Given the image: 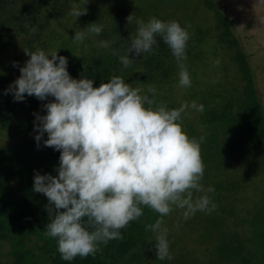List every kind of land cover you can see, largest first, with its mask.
Instances as JSON below:
<instances>
[{
  "label": "trees",
  "instance_id": "1",
  "mask_svg": "<svg viewBox=\"0 0 264 264\" xmlns=\"http://www.w3.org/2000/svg\"><path fill=\"white\" fill-rule=\"evenodd\" d=\"M110 5L84 4V0H0V46L23 35L37 39L34 51L51 46L56 37L53 46L66 57V70L73 78H90L96 87L110 75H118L142 93L154 87L156 100L168 108L181 102L202 104V111L186 107L180 124L188 137L199 140L203 136L200 183L214 189L207 195L215 208L197 210L185 218L183 209L173 206L161 216L169 253L164 259L156 258L154 233L144 227L160 214L141 206V216L120 229V239L100 243L94 254L62 260L55 238L44 235L50 219L44 207L47 198L32 190L37 172L56 175L59 150L42 143L46 133L40 142L33 138V113L44 114L42 105L54 98L39 100L24 94L23 100H13L4 90L19 70L0 73V137L8 133L5 142L0 138V264H264V103L237 24L226 17L219 0H206L217 25L213 33L200 29L188 36L184 65L190 84L180 93L176 60L158 35L150 53L133 56L129 52L133 61L128 66L120 63L118 55L125 54L129 35L135 34L136 17ZM74 7L85 9L77 16L80 29L91 22L102 26L99 34L87 33L80 46L71 39L73 35L56 33L54 28L50 34L45 32L53 21L60 25ZM128 15L132 17L129 23ZM211 37L224 48L230 63L223 65L222 79L207 85L200 71L205 66L203 42ZM101 39L111 41L109 47L98 46ZM232 65L234 79L228 74ZM252 165L255 169L250 174Z\"/></svg>",
  "mask_w": 264,
  "mask_h": 264
},
{
  "label": "clouds",
  "instance_id": "2",
  "mask_svg": "<svg viewBox=\"0 0 264 264\" xmlns=\"http://www.w3.org/2000/svg\"><path fill=\"white\" fill-rule=\"evenodd\" d=\"M83 12L84 8L69 10L75 17ZM126 21H132L131 15ZM135 24L125 54L118 55L120 63L128 66L133 61L129 52L133 56L150 53L158 35L176 60L178 84L188 86L186 29L174 19L155 16L147 20L137 17ZM101 28L91 22L75 30L71 39L82 43L87 33L99 34ZM110 44L109 40L98 41L100 47ZM23 51L28 59L4 91L10 92L13 100H23L24 94L39 100L54 98L42 105L44 114L33 113V138L40 142L46 133L42 143L59 150L56 175L37 172L32 190L47 198L44 207L50 219L44 235L55 238L60 258H82L94 254L100 243L120 239V229L141 216V206L160 214L144 227L154 233L156 258L167 257V229L161 227L160 217L173 206L183 209L185 218L197 210L215 208L207 195L214 189L200 183L199 143L203 136L199 140L188 137L180 124L186 107L202 111L203 105L192 101L168 108L156 100L154 87L142 93L118 75L93 87L90 78L69 75L66 57L58 56L57 49ZM112 54L117 55V50L112 49ZM193 191L199 195L193 196Z\"/></svg>",
  "mask_w": 264,
  "mask_h": 264
},
{
  "label": "rangeland",
  "instance_id": "3",
  "mask_svg": "<svg viewBox=\"0 0 264 264\" xmlns=\"http://www.w3.org/2000/svg\"><path fill=\"white\" fill-rule=\"evenodd\" d=\"M86 1L90 2L91 5L97 4L100 7H108L111 4L110 7L114 8L113 10L126 9L136 18L139 17L142 20H147V18L153 16L158 19L162 18L161 20L174 19L186 29L188 36L197 33L200 29L204 32L213 33L217 25V19L206 6V0ZM219 5L225 12L226 17L232 19L237 24V28H239L240 32L238 35L241 36L244 48L250 54L249 59L254 73H256L257 83L261 92L260 95L264 103V0H219ZM80 22L81 18L79 20V17L68 15L60 21V25H57V22L53 21L45 32L50 34V31L54 28L56 29V33L63 31L71 36L74 35L75 30L80 29ZM246 24L249 25L246 26ZM210 35L207 37H210ZM41 41L43 42L45 39L42 38ZM54 43H56V37L53 44L43 50L46 52L56 50L57 48L53 46ZM37 44V39L21 35L10 45L0 46V73L11 74L19 70V67L23 66L24 62L28 59L23 50L28 49L32 51V47ZM77 45L80 46V43H77ZM57 55H61L58 49ZM14 57H17V60ZM202 58L203 65L205 66L200 71L201 80L207 85L215 84L218 80L222 79L221 70L226 61L229 60V56L224 52V48L219 47L216 39L211 37L203 42ZM13 62H16L15 66ZM227 63L230 62L227 61ZM228 74L231 79H234L235 69L233 65L230 67ZM177 89L180 93L181 91H185L181 85H178ZM7 134L6 131L2 133V138L0 137L2 142L7 140ZM252 158L251 156L250 160ZM246 159H249V157ZM254 169L255 166L252 165L249 169L250 174ZM252 178L254 177L252 176ZM248 192L254 193L251 190Z\"/></svg>",
  "mask_w": 264,
  "mask_h": 264
}]
</instances>
